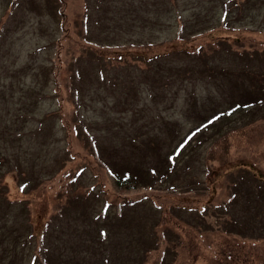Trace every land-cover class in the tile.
I'll return each instance as SVG.
<instances>
[{
    "label": "rangeland",
    "instance_id": "374dc122",
    "mask_svg": "<svg viewBox=\"0 0 264 264\" xmlns=\"http://www.w3.org/2000/svg\"><path fill=\"white\" fill-rule=\"evenodd\" d=\"M239 4L0 0V159L22 164L0 187L20 244L49 231L47 247L100 255L110 230L85 264H134L153 235L143 264H264V10ZM105 159L164 176L118 189ZM120 204L134 213L112 226Z\"/></svg>",
    "mask_w": 264,
    "mask_h": 264
},
{
    "label": "trees",
    "instance_id": "16d2710c",
    "mask_svg": "<svg viewBox=\"0 0 264 264\" xmlns=\"http://www.w3.org/2000/svg\"><path fill=\"white\" fill-rule=\"evenodd\" d=\"M230 2H231V4H233V6H235L238 2H240V4L242 2L253 3V5H256V7L259 5L260 10H264V0H230ZM256 7H255V9H256ZM230 8L232 9V6ZM252 8H254V7H252ZM90 10H92V8H89V6H88L87 13ZM202 30H204V29H202ZM192 34H195V33H192ZM222 74L228 75V73H226V72H223ZM255 104L256 103H253L252 99L250 101L235 103L234 106L227 109L226 111H222V112L218 113L217 115L220 116L219 118H212V119L210 118L205 123H207V125H211V124L214 125L217 121L220 120L221 117H223V116L231 117L234 112L241 110V109L248 108V107L255 105ZM204 128H205V124L203 125V129ZM175 154H176L175 152H171L170 157L176 156ZM105 160H107L106 163H108V165H107L108 168L109 167L111 168L109 160L108 159H105ZM20 165H22L20 162L15 165V164L11 163V160L9 157L2 156L0 159V181L2 180V178L5 175V172L3 170L9 169L8 171H12V172L16 173L15 168L21 170ZM111 169H113V168H111ZM150 171L152 173L151 175L148 174L149 171L146 175H145L146 171H144L143 173H137V175H136V174H133L131 171L126 172V170L118 171V170L113 169L112 170V178H113L114 183L118 189H130V188L139 187V186H150V187H152L155 185L152 177L154 176V178L156 180L157 177L163 178L164 175L161 173L158 174L156 169H153V168H150ZM167 174L168 173H166V175ZM1 183H2V181H1ZM5 190H6L5 185H3V188L0 187V195H2V197H0V211H2V217H0V224H1L2 219L4 221V223L2 225H0V239L3 235H5L6 237L8 236L9 239H8V241H4L2 243H1V241L5 240V239L0 240V264H85L87 261L90 263H94L95 260L101 256L107 257V255L109 253V247H110L111 242H108L105 240L108 237V234L110 233V230L108 232V230H105V229H104L105 234L102 237L100 236L101 238L99 239L100 242L98 244L101 248H105L106 251H105V253H101L100 255L97 252H93V254L86 256L85 254L89 253V249H92V247L91 248L89 247L88 243H86L85 245L81 244V247H83L84 251H85L84 254L81 252V249H78L75 246L76 243H70V246L65 244V247L63 249L61 247H58L55 245H52L51 247H47L46 242H47V240H49L47 238H50L51 242L56 243L54 233L51 232L49 235H47V233L49 231L43 233L42 238L39 241L40 245L38 246V248L36 250H35V247L37 245L35 247H33V249H32L31 245H28L23 241L20 244V238L22 236L17 234V233H19V230H18L19 228L16 226L20 220L18 218L19 215L18 214L13 215L15 217V219H14V222L12 224L11 223L6 224L5 220H4L8 216V213H9L8 211L11 210V208H13V205L15 204V203H11L12 201H9L6 198V196H3L6 194ZM233 196L235 197V199L237 198L236 193H234ZM130 202H132L131 207H133L134 205L142 204V202H144L146 204V201H143V200H139V201L132 200ZM126 205L129 206L130 204H126ZM125 206L121 205V204L119 206H117L118 211L116 213H112L110 215V217H112L113 215L116 214L115 220H111L108 224H111L112 226H114V225L118 224L121 219L123 220V218H121V217L128 218L127 217L128 214L133 215L134 212H132L131 210L128 212V209H126ZM139 214L143 215L144 213L140 212ZM68 216H70V215H68ZM108 216H109V213H107V208H106V218ZM134 218L150 220L151 214L149 212V214H146V217L145 216H139L138 217L135 213ZM151 221L150 222H151L152 228H153V225H157V220L156 221L151 220ZM30 235L36 237L32 231H30ZM152 235H153V233H152ZM61 243H65V242H61ZM62 245L63 244H60V246H62ZM156 248H157V243H156V239L154 238V235H153V240L150 241L149 243H147L145 246H143L140 249L139 254L135 255L134 264H143L146 257H148V254ZM5 249H6V251H4ZM65 250H66L65 254L67 255V258L64 257V251ZM92 251H93V249H92ZM72 252L75 254H79L80 257L76 258L77 255L73 254Z\"/></svg>",
    "mask_w": 264,
    "mask_h": 264
}]
</instances>
